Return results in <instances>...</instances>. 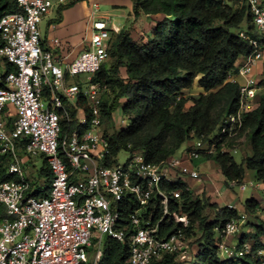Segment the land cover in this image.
I'll return each instance as SVG.
<instances>
[{
    "label": "built area",
    "instance_id": "built-area-1",
    "mask_svg": "<svg viewBox=\"0 0 264 264\" xmlns=\"http://www.w3.org/2000/svg\"><path fill=\"white\" fill-rule=\"evenodd\" d=\"M69 1L16 0L17 12L0 16V71L7 65L14 67L0 74V264H97L103 257L105 237L121 242L128 238V264H154L167 255L188 264L184 230L190 220L175 216L182 227L161 238L160 222L144 219L143 213L152 200H158L163 218L169 216V196L158 183L171 182L177 169L193 179L201 175L179 158L157 165L148 163L138 151H131L124 165L117 164V158L113 166L106 164L111 150L103 131L101 97L107 86L94 78L109 60L112 34L120 31L95 7L82 51L67 62L60 39L52 40L51 49L44 48L40 24ZM247 2L261 37L240 34L253 52L239 61L237 74L228 79L239 85L240 92L238 111L223 125V133L230 138L242 132L244 115L255 109L264 88L255 74L264 55V7L261 0ZM76 98L88 101L91 118H79L78 107L72 104ZM67 104L76 110L77 124L63 137L62 124L71 121ZM215 151V144L196 141L188 160L198 161ZM22 153L46 157L53 175L47 197L31 195ZM4 176L12 179L3 180ZM173 197L180 199V193ZM131 201L140 210L129 215L133 227L129 232L123 208ZM258 218L264 223V204L256 214L244 210L227 223L217 236L220 264H264V235L255 237L253 227L259 224Z\"/></svg>",
    "mask_w": 264,
    "mask_h": 264
},
{
    "label": "trees",
    "instance_id": "trees-1",
    "mask_svg": "<svg viewBox=\"0 0 264 264\" xmlns=\"http://www.w3.org/2000/svg\"><path fill=\"white\" fill-rule=\"evenodd\" d=\"M77 1L80 0L61 6L58 20L63 9ZM131 1L133 17L149 18L152 30L151 36L146 30L140 36L132 28L113 33L109 60L94 78L95 82L107 86L101 97L102 124L106 128L103 131L111 150L106 164L113 166L122 151H138L148 163L162 165L174 158L185 144L188 152L195 146L193 142L200 141L216 145L213 154H204L202 158L217 165L227 186L242 185L249 171L264 186V91L259 94L255 109L244 115V127L237 138L223 133L215 143L211 141L225 119L239 109V85L228 79L237 74L239 61L253 52L249 41L240 34L261 37L253 24L247 0ZM17 10L16 0H0V16ZM7 71H14V67L7 65ZM258 82L264 86V78ZM194 88L200 90L198 95L186 96ZM78 105L86 116L92 117L85 98H80ZM66 107L71 121L63 122V137L77 124L76 110L68 104ZM118 113L128 121L122 130L115 124ZM242 139L252 154L237 163L233 152L240 151L244 145L240 142ZM37 178L31 181V195L47 197L53 175L46 158ZM11 179L3 177V180ZM40 180L47 184L45 188L39 187ZM158 188L169 196V216L163 218L162 204L152 200L143 218L160 222L159 236L168 238L182 227L175 222V216H186L190 226L184 231L188 245L194 238L197 243V264H220L217 236L238 212L222 208L205 196H196L180 179L161 180ZM174 193H180V199H175ZM260 206L254 198L244 203L245 211L254 214ZM138 210L140 205L136 201L123 208V223L129 232L133 230L129 215ZM206 211L213 214L211 219ZM253 227L255 237L264 235V223ZM129 256L128 238L122 242L107 239L103 257L97 264H128ZM154 264L181 263L167 255Z\"/></svg>",
    "mask_w": 264,
    "mask_h": 264
},
{
    "label": "rangeland",
    "instance_id": "rangeland-1",
    "mask_svg": "<svg viewBox=\"0 0 264 264\" xmlns=\"http://www.w3.org/2000/svg\"><path fill=\"white\" fill-rule=\"evenodd\" d=\"M98 3H100V11L101 13H107L110 18L111 22L110 24H115L118 27L121 28V30H129L133 26V20L131 18H128V14H130L129 9L123 8L121 9H115L110 3H108V0H96ZM93 3V0H80L75 2L74 4L68 5L65 7L62 11L61 19H59L58 15V9H55L50 16H47L42 23L40 24V31L42 35V42L44 46H52V40L55 36H58L61 40L62 46H68L69 49L73 48L76 44L79 42H82L86 39V28H85V22L88 18V15L91 11V5ZM68 4V3H67ZM261 4L264 7V0H261ZM133 10V9H132ZM149 23V22H148ZM55 24L56 29L51 28V26ZM138 33V32H137ZM142 33V34H141ZM140 36L145 34V30L138 33ZM148 36H151L150 32H147ZM144 36V35H143ZM82 51V50H81ZM260 69L258 71L257 80L264 78V55L263 60L259 62ZM258 64V65H259ZM7 69L2 68L0 71L1 75L6 74ZM264 91V88L263 90ZM200 90L198 88H194L190 92H186V96H196ZM72 104L78 107V114L79 118H86V114L84 110L78 106V98L72 101ZM115 124L119 130H122L127 127L128 121L126 118L118 113L116 115V121ZM103 129L105 130V126H103ZM223 135V126H220L216 133L211 137V141L215 143L217 138H220ZM245 139V138H244ZM242 139L240 142H243L244 145L240 148V150H244L247 148L245 145V141ZM245 147V148H244ZM187 148V145L185 144L182 147V150H185ZM244 153H247L244 151ZM186 157H188V154H186ZM20 158L22 161V166L24 170L27 173L28 178L30 181H36L38 178L39 172L44 168L45 166V156L39 154V155H29L27 153L20 154ZM131 158V153L127 151H122L119 153L117 157V164L124 165L129 159ZM235 161L237 163H241L243 160V154L241 152L234 155ZM175 172V171H174ZM172 173V175L175 178H179V176L176 173ZM252 180V179H251ZM255 182V180H253ZM244 184H246V190L244 192H241L240 188L241 185H237L235 188H233L229 195H234L236 197H239L242 202L245 203V201L251 199L253 196L257 195L259 201L261 204H264V192L256 190L254 187L250 186V180L243 181ZM253 182V183H254ZM39 187L45 188L46 183L44 180H40L38 182ZM258 184V182H255V185ZM37 187L36 189H38ZM195 188V187H194ZM193 188V189H194ZM196 190V189H195ZM200 198L207 197L206 191H203L201 194L196 195ZM208 198V197H207ZM215 202H218L221 207H225L226 201L223 198L214 197ZM207 216L210 217V219L213 217V214L210 211H206L205 213ZM255 222L260 223L261 218H258L255 220ZM244 233H247V230H244ZM107 237L103 239L102 249L106 248L107 245ZM195 242V238L191 239L189 244V260L188 264H197V260L195 259L196 251L198 250L197 243Z\"/></svg>",
    "mask_w": 264,
    "mask_h": 264
},
{
    "label": "crops",
    "instance_id": "crops-1",
    "mask_svg": "<svg viewBox=\"0 0 264 264\" xmlns=\"http://www.w3.org/2000/svg\"><path fill=\"white\" fill-rule=\"evenodd\" d=\"M108 3H110L115 9H121V10H123V8L129 9L130 14H128V18H131L133 20L132 29L135 30L136 33L137 32L139 33L143 30H146L147 32H151L152 21L149 18L141 17L139 19H135L133 17L132 15L133 4L131 0H108ZM95 7H98L99 15L101 17H105L109 19V21L111 22V18L107 13H101L100 3H98L96 0H93V3L91 5V11L85 22L86 23L85 24L86 36H87L88 28H89V20L92 15V12L95 10ZM112 26L114 27V29L121 31V28L118 27L117 25L112 24ZM54 38L59 39L58 36H55ZM44 48L51 49L52 46L51 45L50 47L44 46ZM82 49H83V41L79 42L78 44L73 46V48H70V49L68 46L63 45L60 51H62V53L68 57L67 62H71L81 52ZM259 69H260V64L257 65L256 67V71H255L256 76L258 75ZM239 79L242 82L244 81V79L241 77H239ZM193 143L195 144L196 142H193ZM246 147L247 148L244 147L245 149L243 151L242 150L239 151L243 154L244 158L250 157L252 154L250 147L249 146H246ZM244 151H246L247 153H244ZM186 154H188L187 148L185 150L181 149L177 153L175 158L181 159L182 163L185 166H188L191 169L197 170L201 176L198 179H193V178H190L189 176H185L181 174L180 171L177 169L174 173H176L179 176V178H175L173 175H171L172 181H175L176 179H180L191 189V191H193L195 195L201 194L203 191H206L207 197L210 198L212 202L218 204L220 207L221 205L218 202H215V200H213L214 197L223 198L226 201L225 207H227L228 209L230 207H233V209L236 210L237 212H241L245 210L244 202H242L239 197H236L234 195H231V196L229 195V192L233 188H235L237 185L235 184L233 186L232 184H229V186H227L225 184V180L221 173V170L217 167V165L213 161L206 160L203 158L198 161H189L188 157H186ZM247 180H250V183H253L254 182L253 180L257 182L255 179V173L251 171L247 172L245 175L244 181H247ZM244 185L246 186V184H244L243 182L240 188L241 192L245 191V190H242V186ZM254 188L256 190L264 192V186L261 183L256 184ZM252 198L256 199L260 203L257 195L253 196Z\"/></svg>",
    "mask_w": 264,
    "mask_h": 264
}]
</instances>
